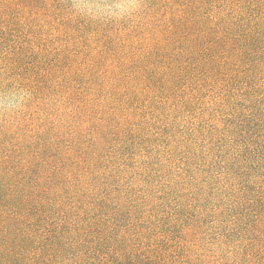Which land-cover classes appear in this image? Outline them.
<instances>
[{
  "label": "trees",
  "instance_id": "obj_1",
  "mask_svg": "<svg viewBox=\"0 0 264 264\" xmlns=\"http://www.w3.org/2000/svg\"><path fill=\"white\" fill-rule=\"evenodd\" d=\"M116 37L0 51V264H264V0Z\"/></svg>",
  "mask_w": 264,
  "mask_h": 264
},
{
  "label": "rangeland",
  "instance_id": "obj_2",
  "mask_svg": "<svg viewBox=\"0 0 264 264\" xmlns=\"http://www.w3.org/2000/svg\"><path fill=\"white\" fill-rule=\"evenodd\" d=\"M167 1L139 0L132 16L113 19L107 13L127 0H79V10L74 0H0V51L22 61H48L56 50L95 47L104 36L115 42L153 14H164Z\"/></svg>",
  "mask_w": 264,
  "mask_h": 264
},
{
  "label": "clouds",
  "instance_id": "obj_3",
  "mask_svg": "<svg viewBox=\"0 0 264 264\" xmlns=\"http://www.w3.org/2000/svg\"><path fill=\"white\" fill-rule=\"evenodd\" d=\"M82 5L79 0H74L73 8L79 10ZM140 8L139 0H127V2L117 5L114 9L107 13L113 19H122L125 16H132ZM95 18V14L94 17ZM31 93L25 88H14L10 90L2 99H0V109L9 115L21 111L25 102L30 99Z\"/></svg>",
  "mask_w": 264,
  "mask_h": 264
}]
</instances>
